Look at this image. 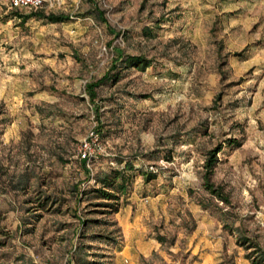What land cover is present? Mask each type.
Listing matches in <instances>:
<instances>
[{"label": "rangeland", "instance_id": "obj_1", "mask_svg": "<svg viewBox=\"0 0 264 264\" xmlns=\"http://www.w3.org/2000/svg\"><path fill=\"white\" fill-rule=\"evenodd\" d=\"M41 10L70 20L0 0V264H69L81 242L96 264H253L238 238L264 248V0H61ZM122 52L154 64L123 70L91 100L87 85ZM220 144L213 180L231 206L203 184ZM126 161L132 184L108 211L86 191L97 171Z\"/></svg>", "mask_w": 264, "mask_h": 264}, {"label": "trees", "instance_id": "obj_2", "mask_svg": "<svg viewBox=\"0 0 264 264\" xmlns=\"http://www.w3.org/2000/svg\"><path fill=\"white\" fill-rule=\"evenodd\" d=\"M18 12H16L17 14ZM99 14H103L102 11H99ZM37 17H45L48 21L52 23L57 22H67L70 20V17L64 14H55L51 13L45 15L42 10H37L32 13ZM154 64V60L152 58L147 57L145 54H125L120 53L116 56L115 59L112 60V64L107 72L99 79L94 82H91L87 85V92L90 94L91 100H95L97 97L96 88L104 85L109 82H117L122 74V71L129 68H137L138 70H146L148 67ZM226 143L233 147H239L242 142L237 138H229L226 140ZM223 145L220 144L216 148L209 150L207 153V157L204 163V172H203V181L205 189L212 195L213 198L219 200L226 206H231L232 201L228 194L225 193L223 186L217 185L213 180L214 170L219 162V158L217 154L222 150ZM170 159V157H168ZM85 163V159H80ZM135 170V166L132 162L126 161V165L123 168H111L110 170H99L94 175V179L96 181V186L92 190L86 191L96 192L99 198L107 199L109 202H101L107 203L111 207L113 212H118L121 207L120 195H126L129 192L130 186L133 181L134 174L132 171ZM89 171V170H88ZM141 174L144 176L146 182L151 181L152 179L157 177L156 172L153 171H141ZM91 176V171L89 172L88 177ZM85 191V190H84ZM83 191V192H84ZM49 199V198H48ZM47 202H44V204ZM201 205L205 208L210 207V204L201 201ZM43 205V204H42ZM46 205H43L45 207ZM218 206V205H217ZM219 207V206H218ZM88 221L90 219L82 220L83 226L88 227ZM97 238L98 236H94ZM106 240L116 241L112 236H99ZM157 239L159 242L163 243L166 238L163 235H158ZM238 242L245 246L246 249L252 250L247 254V258L251 259L253 264H264V248L259 244L252 242L251 239L247 236H241L238 238ZM83 246H86L84 243H80L79 246L76 247L74 254L71 259L68 260L69 264H72L73 261H77L78 264H96L97 261L88 260L84 256H82L81 251L84 249Z\"/></svg>", "mask_w": 264, "mask_h": 264}, {"label": "built area", "instance_id": "obj_3", "mask_svg": "<svg viewBox=\"0 0 264 264\" xmlns=\"http://www.w3.org/2000/svg\"><path fill=\"white\" fill-rule=\"evenodd\" d=\"M61 4V0H9V7L18 10H32L37 11L43 8H52ZM95 135L94 130L91 132V136ZM81 159L87 160L89 158V143L85 142L84 146L80 150Z\"/></svg>", "mask_w": 264, "mask_h": 264}]
</instances>
